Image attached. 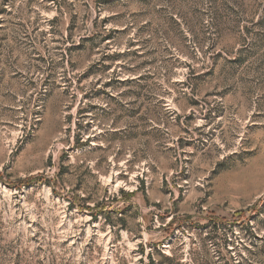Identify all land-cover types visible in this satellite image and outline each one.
Returning a JSON list of instances; mask_svg holds the SVG:
<instances>
[{"label": "rangeland", "instance_id": "374dc122", "mask_svg": "<svg viewBox=\"0 0 264 264\" xmlns=\"http://www.w3.org/2000/svg\"><path fill=\"white\" fill-rule=\"evenodd\" d=\"M0 264H264V0H0Z\"/></svg>", "mask_w": 264, "mask_h": 264}]
</instances>
